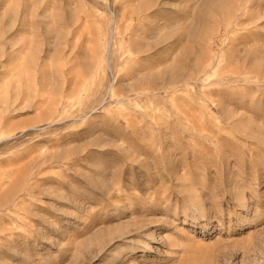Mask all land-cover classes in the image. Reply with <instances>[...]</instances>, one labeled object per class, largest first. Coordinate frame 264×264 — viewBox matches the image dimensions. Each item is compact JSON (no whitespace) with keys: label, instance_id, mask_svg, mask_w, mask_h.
Returning <instances> with one entry per match:
<instances>
[{"label":"rangeland","instance_id":"1","mask_svg":"<svg viewBox=\"0 0 264 264\" xmlns=\"http://www.w3.org/2000/svg\"><path fill=\"white\" fill-rule=\"evenodd\" d=\"M0 9V264H264V0Z\"/></svg>","mask_w":264,"mask_h":264},{"label":"bare ground","instance_id":"2","mask_svg":"<svg viewBox=\"0 0 264 264\" xmlns=\"http://www.w3.org/2000/svg\"><path fill=\"white\" fill-rule=\"evenodd\" d=\"M28 6V5H27ZM32 7V6H31ZM27 8V7H26ZM26 8L23 10L24 11V13H23V24H26V17H27V10H26ZM28 9V8H27ZM31 9V8H30ZM1 10V9H0ZM6 10V9H5ZM22 15V14H21ZM10 17V16H9ZM4 18V17H3ZM1 19V18H0ZM4 21V20H3ZM3 21H2V23H3ZM6 21V20H5ZM8 22H9V20H8ZM8 22H5L6 24H9ZM5 24V25H6ZM10 25V24H9ZM8 25V26H9ZM11 27H12V25H11ZM9 29H10V27H8ZM5 29V28H4ZM1 30H2V28H1ZM26 31V30H25ZM6 33V32H5ZM8 36V35H7ZM6 39V38H5ZM13 39V38H12ZM110 42V41H109ZM4 46L6 47V49H11L12 48V46H13V44L10 42V39H7L6 41H5V43H4ZM108 48H110V47H108ZM6 51V50H5Z\"/></svg>","mask_w":264,"mask_h":264}]
</instances>
